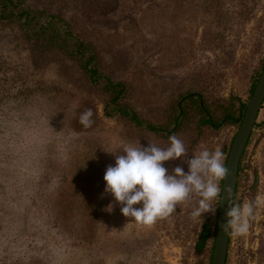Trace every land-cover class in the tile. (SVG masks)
<instances>
[{
  "label": "rangeland",
  "instance_id": "obj_1",
  "mask_svg": "<svg viewBox=\"0 0 264 264\" xmlns=\"http://www.w3.org/2000/svg\"><path fill=\"white\" fill-rule=\"evenodd\" d=\"M32 1L60 13L75 34L96 45L109 73L126 83L124 101L142 125L111 111L103 86L85 84L69 57L40 52L17 26L0 23V150L15 148L9 156L0 153V175L14 176L15 183L0 186V264H34L33 256L42 260L35 264H211L215 238L200 250L203 227L191 218L199 197L150 227L140 225L104 193L106 168L115 165V156L105 150L148 141L167 147L176 134L189 158L201 143L209 151L219 146L226 165L241 124L233 117L264 69V0H119V9L108 15L99 13L107 0ZM38 89H44L40 96L30 95ZM7 94L20 99L12 102ZM25 96L30 98L24 101ZM201 104L217 127L204 123ZM231 104L236 122L221 118ZM177 106L181 117L173 123ZM12 107L20 110L14 124ZM86 109H92L94 123L78 131L73 116ZM29 115L30 121L21 120ZM30 138L36 151L30 149L28 160L21 149L30 148ZM178 165L188 171L180 159L164 162L170 172ZM32 173L55 174V181L64 175L66 185H49L54 193L47 199L31 185ZM258 194L264 195V104L241 159L235 203ZM110 202L115 206L107 212ZM58 203L62 213L56 220L48 212ZM89 221L92 231L85 226ZM250 223L246 236L231 234L227 264H264V208L256 209ZM30 238L41 250L30 249Z\"/></svg>",
  "mask_w": 264,
  "mask_h": 264
},
{
  "label": "clouds",
  "instance_id": "obj_2",
  "mask_svg": "<svg viewBox=\"0 0 264 264\" xmlns=\"http://www.w3.org/2000/svg\"><path fill=\"white\" fill-rule=\"evenodd\" d=\"M92 109L81 113L79 122L90 128L94 123ZM167 147H160L152 141L146 145L125 144L121 148L108 151L115 156V165H108L104 174L106 185L104 193L111 194L114 202L121 205L124 217L133 218L138 224L152 226L157 220L170 217L179 205L199 197L197 207L191 212V218L201 228L216 208L213 201L220 196L219 182L229 174L225 166V153L217 146L209 151L200 144V150L189 158V151L176 134L168 137ZM122 149L123 154L118 150ZM180 159L186 163L174 167L171 172L164 162ZM101 196H103V194ZM140 205V207H134ZM115 204L110 202L105 211L112 212ZM264 208V195L258 194L255 200L231 203L226 211V220L221 228L234 236H246L255 211Z\"/></svg>",
  "mask_w": 264,
  "mask_h": 264
},
{
  "label": "trees",
  "instance_id": "obj_3",
  "mask_svg": "<svg viewBox=\"0 0 264 264\" xmlns=\"http://www.w3.org/2000/svg\"><path fill=\"white\" fill-rule=\"evenodd\" d=\"M119 0H107L103 4H99L100 14L101 15H108L109 13H114L119 9ZM0 23L1 24H10L15 25L19 28V30L23 33L24 37L29 41L31 40L35 46L39 47L40 52L44 51H59L66 57H69L71 60L74 61L76 66L78 67L81 80L87 84V85H102L105 91L109 94V101L108 106L110 107L111 111H120L121 114L127 115L129 118H131L136 124L142 125V120L139 118L138 114L133 111L132 108L128 106V104L124 101V95L126 92V83L122 80H116L108 71L105 61L102 60L98 49L96 45L91 42L87 41L84 38L78 36L74 33V31L71 29V24L68 20H66L60 13H56L50 9L47 5H41L35 1L28 2V0H0ZM259 73L256 74V77L253 80L252 87L253 89L256 86L257 79L259 77ZM12 89V88H11ZM40 90L44 89H38L37 91L30 90V95L38 94ZM11 91V90H10ZM28 92V91H26ZM8 96V99L12 102L18 101L20 97L18 95H12ZM30 98V96H25V99ZM192 101L198 100V97H191ZM199 101V100H198ZM177 106V113L174 116L173 123H177L180 120L179 117V111L180 108ZM234 107L233 104L226 106L224 108V113L222 114L221 118L225 117L227 118L226 122H236L233 120L232 116L235 115V111L232 109ZM2 109H0L1 111ZM19 109H15L12 107V112L14 114L10 115V119L12 124L16 122V118L20 117L18 116ZM201 112H206L203 105L201 104ZM205 114V122L209 126L217 127L219 125V122H216L215 120L211 119ZM29 119H25V117H21L22 121L29 120L30 121V115L27 116ZM80 115L76 114L73 116V121H75V125L79 129V125H82L79 122ZM220 121V120H219ZM21 124V131H25L24 123ZM28 123V121H27ZM40 125H37L36 127H39ZM44 126V125H43ZM45 127V126H44ZM48 127V126H46ZM149 129L153 130H161V128H157L153 125H147ZM52 132L57 130V127H52ZM20 131V132H21ZM47 131L48 128H47ZM75 131V130H74ZM33 135V131L30 127V136ZM56 138V133L53 134V137L50 138L49 141L46 143H50L51 145L53 142H51V139ZM4 140V138L0 136V144ZM8 140V139H5ZM32 138H30V148L21 149L22 151L26 152L27 155L30 154V157L28 160H30L32 154L30 149H34L36 151V146L33 142H31ZM13 142V139L10 138L8 140ZM15 146V145H14ZM13 149H5L0 150V153L6 154V156L11 155V152L14 151ZM1 162V161H0ZM60 163H55V166H59ZM9 173V175L14 170ZM1 176V175H0ZM56 175L51 174L48 176V174H40V173H32L30 174V183L31 185L36 183L38 185V191L43 189V193L45 198L49 199L53 195L52 187L58 183L61 186L66 185V177L63 175V181H60V177L57 179V181L52 180ZM37 177L36 182H32L31 178ZM11 179V180H9ZM51 179V180H50ZM14 176H1L0 177V186H3L5 188H10L15 183ZM49 185H53L50 187ZM46 187H49V190L47 192ZM66 190V189H65ZM13 192V189L11 190ZM62 192H60L61 196ZM10 196V195H9ZM59 196V194L57 195ZM59 196V197H60ZM220 197V196H219ZM218 197V199H219ZM11 198V196H10ZM218 206H219V200L216 201V204L214 207L216 208L214 215H209L206 218V221L204 223L203 229L199 236V241L197 243V247L201 250L203 249L209 240L215 238L216 236V227H217V215H218ZM48 208V207H46ZM44 208V209H46ZM45 211V210H44ZM51 216H53L54 219L58 220L60 218L59 214L62 213L61 206L56 205L55 208H53V211L48 212ZM58 217V218H57ZM73 227H75V224H72ZM88 226L90 230L92 231V222L89 221L85 223V226ZM87 227V228H88ZM84 229V228H83ZM86 230V229H84ZM38 248V250H41L43 246L38 244V242L32 241L30 238V249ZM33 260H31L32 263H39L42 260H38L35 256L31 257Z\"/></svg>",
  "mask_w": 264,
  "mask_h": 264
},
{
  "label": "water",
  "instance_id": "obj_4",
  "mask_svg": "<svg viewBox=\"0 0 264 264\" xmlns=\"http://www.w3.org/2000/svg\"><path fill=\"white\" fill-rule=\"evenodd\" d=\"M263 104L264 69L256 83L249 101L240 107L239 115L237 117H233L235 120L241 121V124L233 139L225 165L229 170V174L222 182L216 237L211 264H227L231 233L224 232L221 225L226 220V211L228 210L229 205L231 203H235L241 159L257 124L259 113Z\"/></svg>",
  "mask_w": 264,
  "mask_h": 264
}]
</instances>
